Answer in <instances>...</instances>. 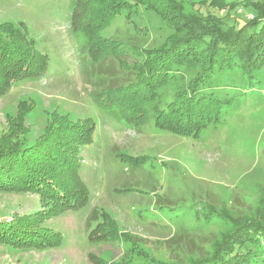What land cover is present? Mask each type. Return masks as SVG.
Instances as JSON below:
<instances>
[{"label":"rangeland","instance_id":"obj_1","mask_svg":"<svg viewBox=\"0 0 264 264\" xmlns=\"http://www.w3.org/2000/svg\"><path fill=\"white\" fill-rule=\"evenodd\" d=\"M177 1L171 20L183 21L129 6L99 36L86 38L71 25L73 0H0V26L33 41L49 61L44 76L17 82L0 97V148L45 146L49 130L87 120L95 126L93 142L76 149L88 191L83 207L62 209L37 193L0 190V264H199L237 225L260 216L264 71L259 80L237 66L215 74L205 90L228 105L195 137L166 131L151 109L140 114L139 105L116 103L107 89L134 83L137 65L152 50L216 31L200 16L222 19L239 7L237 18L247 19L252 11L244 7H264V0ZM0 35L10 39L5 30ZM110 42L121 44L122 54L113 55ZM197 70H173L153 103L164 108L187 91ZM16 221L39 228L42 238L20 242L13 237Z\"/></svg>","mask_w":264,"mask_h":264},{"label":"trees","instance_id":"obj_2","mask_svg":"<svg viewBox=\"0 0 264 264\" xmlns=\"http://www.w3.org/2000/svg\"><path fill=\"white\" fill-rule=\"evenodd\" d=\"M177 3V0H73L70 22L75 31L81 29L89 38L92 32L99 36L113 17L129 6H140L155 12L162 19L171 20L177 13L170 15L173 13L170 9ZM85 7L90 13L87 10L83 12ZM78 8L79 15L76 16ZM244 8L252 11L247 19L237 18L241 11L239 7L230 8L226 12L227 17L222 19L200 16L201 21H209L211 25L215 22L216 31L188 34L166 48L152 50L148 59L137 65L138 77L134 83L123 88H107L113 94L114 102L128 105L130 109L139 105L140 114L147 108V111L151 109L155 124L158 123L166 131H176L186 137L198 136L219 119L223 108L228 105L205 90L215 74L237 66L249 79L259 80L260 71H264V7L248 5ZM177 17L171 21H183L181 15ZM226 20L233 21V24L227 25ZM94 22L101 26L93 27ZM8 29V25L0 26V33L3 30L10 33V39H2L0 35V97L17 82L41 78L49 68L47 56L35 49L33 41L18 39ZM105 44L114 49L113 55L122 54L121 44ZM183 68L198 69L197 75L189 82L187 91H181L164 108H159L160 104L153 102L160 96L156 94L160 82L171 78L173 70ZM19 114L25 115L23 111ZM58 118L66 120L63 116ZM85 122L54 132L49 130L44 140L49 143L45 146L39 141L25 148H10V144L1 147L0 190L37 193L57 202L62 209L83 207L88 201V191L80 175L76 149L90 145L95 134L93 122ZM13 224V237L22 238L20 242L30 244L42 238L39 239L41 235L37 227L31 228L20 221ZM19 227L21 229L15 231ZM2 228L1 225L0 232H4ZM232 232L234 234L230 236ZM232 232L216 246L213 257L199 264H264V209L256 221L237 225Z\"/></svg>","mask_w":264,"mask_h":264}]
</instances>
